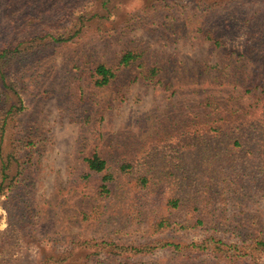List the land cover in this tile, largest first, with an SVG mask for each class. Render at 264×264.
<instances>
[{
  "label": "rangeland",
  "instance_id": "obj_1",
  "mask_svg": "<svg viewBox=\"0 0 264 264\" xmlns=\"http://www.w3.org/2000/svg\"><path fill=\"white\" fill-rule=\"evenodd\" d=\"M0 69V264H264V0H0Z\"/></svg>",
  "mask_w": 264,
  "mask_h": 264
},
{
  "label": "trees",
  "instance_id": "obj_2",
  "mask_svg": "<svg viewBox=\"0 0 264 264\" xmlns=\"http://www.w3.org/2000/svg\"><path fill=\"white\" fill-rule=\"evenodd\" d=\"M140 57V55L138 56L137 53H135L134 51H127L125 52L121 59L119 60L118 63V67H127L130 66L132 64L133 61H135L136 59H138ZM157 68H151V74H155L156 73ZM0 72L3 71L0 69ZM117 75V70L115 68H113L112 66H109L105 63H99L94 71V77H95V83L98 86H104L106 84H108L115 76ZM86 162L88 164V168L95 172V173H103V181H109L111 180L112 176L110 174H106V169H107V161L106 159H104L100 154L98 153H94L91 156H89L88 158H86ZM123 168L127 167L126 165L122 166ZM5 170L6 167H3L1 169V173L3 174V177L5 178ZM1 179V182L4 181V179ZM0 182V194L3 193V189H4V185H2ZM145 182V181H144ZM102 188V193L104 194H108L110 193V185L109 183H103L101 185ZM174 205L178 204V200H173L172 201ZM162 225V223H161ZM172 244L176 245L175 247H177L178 244L171 242ZM258 245H262V247L264 246V240L258 241L257 242Z\"/></svg>",
  "mask_w": 264,
  "mask_h": 264
}]
</instances>
